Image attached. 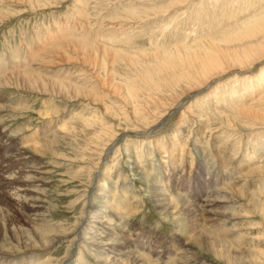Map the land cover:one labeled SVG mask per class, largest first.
Returning a JSON list of instances; mask_svg holds the SVG:
<instances>
[{
	"label": "rangeland",
	"instance_id": "374dc122",
	"mask_svg": "<svg viewBox=\"0 0 264 264\" xmlns=\"http://www.w3.org/2000/svg\"><path fill=\"white\" fill-rule=\"evenodd\" d=\"M261 25L264 0H0V134L46 178L34 224L0 189V250L17 264H100L83 250L67 257L88 205L141 264H182L189 248L200 264H264V52L254 63L242 50ZM63 123L77 130L53 154L31 147ZM15 161L0 146V170ZM134 162L170 186L173 213L154 209ZM206 199L215 216L200 242L190 208Z\"/></svg>",
	"mask_w": 264,
	"mask_h": 264
},
{
	"label": "bare ground",
	"instance_id": "6f19581e",
	"mask_svg": "<svg viewBox=\"0 0 264 264\" xmlns=\"http://www.w3.org/2000/svg\"><path fill=\"white\" fill-rule=\"evenodd\" d=\"M253 27L256 28L257 26L254 25ZM251 29H253V28H251ZM251 29H250V31H248L243 36V40L248 38L249 42L246 44L247 46L244 45V44H243L244 46L242 45L243 46L242 50L245 51L243 58L245 59L247 57V59L253 60L254 63H255V60H259L258 58L264 52V27H262V25H261V27H259L257 29H253V30H251ZM258 36H260V37L258 38ZM239 37L240 36H238V38ZM240 38L242 39V37H240ZM261 39H263V41L260 42ZM234 40H233V42H235ZM240 42H242V41H240ZM248 46H251V47L255 48V51H253V52L250 51L251 52V53H249L250 55H248V53L246 52L247 49L245 48V47H248ZM263 56H264V54H263ZM261 59H262V57H261ZM253 61H251V62H253ZM202 62H204V61H202ZM205 62H206V60H205ZM218 65L216 64V62L214 60H211L206 65L207 67H205V68L203 67L200 70L198 75L203 77V79H204L206 76H208V73L211 72L212 70L216 69L218 67ZM12 74H14V73H12ZM15 74H16V76H18L19 73L17 72ZM215 74H216V72H215ZM8 75H9V73H8ZM32 76L33 75H31V74H29V75L25 74L22 77H26L28 80L31 79L30 81H32L34 83V87H37L36 84L38 83L39 84L38 86H42L41 89H42V92H44V93H48L49 92L51 95H56L57 94V95H60L62 97H63V95L64 96L66 95V94H63V87H62L61 84H59V82L58 83L52 82L51 83L52 85L47 87L46 86L47 85L46 84L47 81L45 82L44 80H42V78H38L37 76L32 78ZM1 79L3 80V83H4L5 80L3 78H1ZM5 79H6V77H5ZM8 80L10 81V79H8ZM197 80H199V79H197ZM30 81H28V82H30ZM2 105L3 104H1L0 106H2ZM5 106H6V104H5ZM10 108H12V107H10ZM47 110H49V108L47 106H45L44 107V111L40 113V115L44 119L46 117H48V115H49L48 114L49 111H47ZM54 114L57 115V113H54ZM166 115H168V114H164L162 119H164L166 117ZM84 122H86L85 123L86 125H90L88 123L89 122L88 120H84ZM119 126H121V124H119ZM154 126H155V124H154ZM76 130L77 129H76L75 126H72V128H69L64 123H63V125L60 128H57L56 130H53V128H51L50 126H47L46 129L41 131V134L39 136H35L34 137L35 139H33V138L31 139L30 138L31 141H32V144H33L31 147L36 148L35 150L37 152L39 151L40 153L41 152H43V153L52 152V154H53V152H54L53 146H56V145L59 146L60 144H63L65 142L71 140L72 134L74 132H76ZM1 133H3V132L1 131ZM7 138L8 137L6 135L0 134V146L3 147V156H4V158H13V159H15L16 160L15 162L17 164L14 167H8L10 165L5 166L4 168L2 167V169L0 170L1 171L0 175H1V178H2V180L0 182V189H1V191H3L8 196L10 201H12V203L14 204V208H16L19 213L20 212L21 213H26L28 215L29 221H31V223L34 224L35 221H37V220L41 221V219L43 218V216H41V213L39 212V210L41 208L43 209L44 206H45V200H44L45 199V197H44L45 196V188L44 187L46 186V181H45L46 178L44 177V173L41 172L42 168L40 170L38 165L36 166L35 164H30V163L27 162V160H25L23 158V156L21 154V151H20L21 149L19 150L16 147H14V148H8L7 147ZM59 152H57V154L56 153L55 154L58 155ZM33 161H34V159H33ZM131 166H132L131 167L132 171L134 172L135 175H137L136 177H138L147 186H150V189H152L153 194H152V196L151 195L150 196H151V201L153 203L152 206L154 207V209L160 210L161 213H165V214L173 213V209H174L173 208V206H174L173 202L174 201L172 202L170 200V197L173 195L172 194V190H170V186H167L168 184H163L162 182H159L156 179H154L152 177L151 173L145 171L141 167V165H139V163L134 162L133 165H131ZM168 182L170 183V185H172L171 181H168ZM175 186H177V185H175ZM100 188L101 187L98 188V190L101 192L99 194V196L104 201L103 202L104 204H108L109 200L107 198V195L105 194L106 192H104L103 190H101L102 188L101 189ZM182 201H184V200H182ZM212 205H213V200L211 201L209 199H206V200H204L203 204L194 205V206H192L190 208V214H191V216L193 218V223H192V226H190V228H189L190 230L189 231L192 233L191 235H193L194 238L197 237L196 241H200L201 242L202 241L201 239L204 236V234H208L207 232H205V233L203 232L204 231V225L203 224L205 222H212L213 218H210V217L211 216H215L213 214V212L211 211ZM188 216H189V214H188ZM101 217H103V216H100L98 211H97V209H95L94 207L88 206V205L84 206V210L81 212L80 218H78L77 225L72 230L74 237H72L73 239L71 241V246L73 248H75V249H73V250L71 249L70 252H69V250H70L69 249L68 253H67V257L68 256L71 257L75 253V251H77V250H79V251L83 250V251H87L88 254L91 255L97 261V263H100V264H124V263L129 264L127 262H130L131 264H132V262L134 264H141L139 259H137V256H135L131 252L132 250H128L127 251L126 250V246L124 247L122 245H121L122 247L120 249H118V247L120 246L119 244H117L118 246L113 245V243L111 242L110 234H108L107 230L104 227V225H106V222L104 220H102L103 218H101ZM171 220H173V219H171ZM171 223H173V222H171ZM212 225H214V224H212ZM34 234H36V237H39V236H37L39 234L36 233V231L34 232ZM40 234H41V231H40ZM188 235L190 236V234H188ZM31 238L30 237H25V240L26 241H33V240H31ZM48 241H49V239H48ZM48 241H47V243H48ZM132 241H133V239L131 238L130 242H132ZM43 242H45V241H43ZM22 243H24V242L22 241ZM40 244H41V241H40ZM24 245H26V244L24 243ZM185 245H187V244H185ZM218 245H220V244H218ZM41 246H42V244H41ZM182 248H184V246ZM172 249L174 250V248H172ZM189 249H182L181 251H178L177 254H176V252H174V255L172 256V258L176 254L175 257H177L179 261L180 260L183 261V263L180 261L182 264H200L199 261H197V260H196L197 262H195V258L193 257L194 254L191 253L192 251L189 250ZM260 258H262V257H260ZM62 259H64V258H62ZM39 260L40 259L30 258L26 264H36V262L39 261ZM263 263H264V258H263ZM0 264H17V263L13 261V256H12V254L9 251H7L5 249H1L0 250ZM201 264H203V263L201 262Z\"/></svg>",
	"mask_w": 264,
	"mask_h": 264
}]
</instances>
